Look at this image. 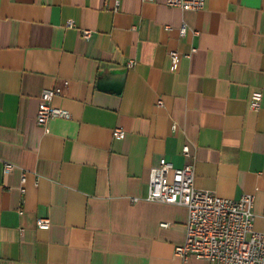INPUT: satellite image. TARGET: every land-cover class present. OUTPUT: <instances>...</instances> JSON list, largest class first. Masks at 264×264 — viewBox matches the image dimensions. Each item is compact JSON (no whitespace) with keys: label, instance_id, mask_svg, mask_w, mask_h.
Returning <instances> with one entry per match:
<instances>
[{"label":"crops","instance_id":"crops-1","mask_svg":"<svg viewBox=\"0 0 264 264\" xmlns=\"http://www.w3.org/2000/svg\"><path fill=\"white\" fill-rule=\"evenodd\" d=\"M52 87L70 117L45 132ZM162 157L253 194L264 232V0H0V264H204L174 254L187 208L146 198Z\"/></svg>","mask_w":264,"mask_h":264},{"label":"built area","instance_id":"built-area-1","mask_svg":"<svg viewBox=\"0 0 264 264\" xmlns=\"http://www.w3.org/2000/svg\"><path fill=\"white\" fill-rule=\"evenodd\" d=\"M165 2L169 6L194 10L202 9L205 5V0ZM66 25L72 26L73 23L68 19ZM82 33L89 37L91 31L84 29ZM179 33L180 35L186 33L184 24L179 28ZM169 54L174 63L178 56L177 51H170ZM133 63L134 61L130 60L127 65L131 66ZM59 91V87H52L44 88L40 92L36 122L45 132L49 130L50 119L70 117L66 109L52 105V99ZM261 98V90H253L249 99L250 108L259 109ZM158 104H162L160 99ZM112 134L120 137L125 131L121 127H115ZM183 152L187 155V145L183 146ZM11 168L10 163H5V170ZM194 175L191 163L176 167L164 157L149 170L146 198L180 204L187 208L185 241L174 247V254L184 260L194 256L202 259L204 264H264V232L254 228L253 194L243 193L237 199L221 197L212 190L197 188L194 184ZM36 226L47 229L50 226V219L38 217Z\"/></svg>","mask_w":264,"mask_h":264}]
</instances>
